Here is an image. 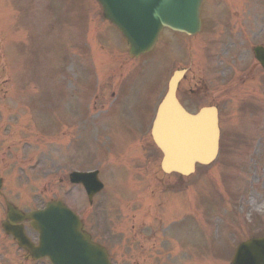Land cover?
<instances>
[{"label":"rangeland","instance_id":"374dc122","mask_svg":"<svg viewBox=\"0 0 264 264\" xmlns=\"http://www.w3.org/2000/svg\"><path fill=\"white\" fill-rule=\"evenodd\" d=\"M101 11L97 0H0V174L6 195L22 209L64 200L79 210L94 240L117 252V264H180L196 253L201 262H206L203 257L227 264L225 249L264 232V72L252 54L255 45L264 44V0H203L204 27L198 36L169 37L157 53L125 65L126 42L102 20ZM166 34L168 30L163 40ZM179 68L188 69L180 89L183 102L190 109L216 103L222 135L213 163L198 166L187 178L174 176L172 184L160 174L154 186L159 202L172 191L184 192L186 200L169 198L165 212H180L175 237L170 233L175 241L168 244L172 251L157 256L163 238L157 253V234L150 235L153 218L148 210L135 213L140 184L131 181L129 171L124 173L129 160L145 156L148 145L135 132L132 145L111 141L105 150L103 134L120 133L112 120L96 125L91 112L108 101L126 111V121L148 123L129 113L130 108L150 104V118L157 96ZM118 89L129 92L120 104L110 97ZM189 89L195 96L187 94ZM99 164L109 166L104 175L108 189L102 194L105 206L93 212L83 187L71 185L68 173ZM126 201L124 212L132 213L125 216L127 222L114 207ZM218 220L223 222L219 231L213 229ZM161 223L152 227L159 229ZM126 235L127 249H122L118 236ZM206 240L223 253L217 249L212 254L208 244L201 251ZM145 250L156 255L144 257ZM10 255L19 264L20 255Z\"/></svg>","mask_w":264,"mask_h":264},{"label":"water","instance_id":"95a60500","mask_svg":"<svg viewBox=\"0 0 264 264\" xmlns=\"http://www.w3.org/2000/svg\"><path fill=\"white\" fill-rule=\"evenodd\" d=\"M98 1L104 16L126 38L131 57L149 50L165 26L189 34L200 28L201 0ZM256 57L264 67V53H257ZM184 73L185 70H176L171 76L151 133L163 152L162 169L188 175L194 172L197 163L209 164L215 159L220 131L214 106L202 107L192 114L178 102L175 92ZM70 178L84 184L90 200L101 186L96 182L93 184L91 172H73ZM8 216L14 221L31 219V227L39 234L37 246L29 241L22 227L6 226L5 229L34 257L47 256L52 264H110L104 248L90 240L81 230V221L60 201H49L44 209L27 213L9 205ZM231 264H264V236L241 242Z\"/></svg>","mask_w":264,"mask_h":264},{"label":"flooded vegetation","instance_id":"af4514ba","mask_svg":"<svg viewBox=\"0 0 264 264\" xmlns=\"http://www.w3.org/2000/svg\"><path fill=\"white\" fill-rule=\"evenodd\" d=\"M181 85L179 86V92H178V98L180 100V102L186 107V104L183 102V98L180 96V89H181ZM187 94L189 96H195L193 93V89H189L187 91ZM147 100H145L146 102ZM149 106H151L150 104H138L135 105L133 107H131V111L135 113L137 116H135L136 118H140V119H145L148 121V123L146 121H135L136 119L130 117L128 115V118L130 121H135V122H128L125 120V115H126V111H120L119 110H115L120 108L119 106H106V105H102L101 106V111L98 113V117L97 120L95 121L98 125L103 124V123H108L110 122L109 120H112V123L114 125V127L118 130V132L120 133V135H117L116 132H105L103 134V140H104V144H111V141L114 142H126L124 143V145L127 144H131L132 140H133V134L136 132L138 133L143 139H144V143H146L148 145V149H146L142 154H144L145 156H141L139 157V155H136L134 159L129 160V167L131 168V170L136 171L139 167V164L141 162L144 163L145 165V171L147 172L148 170L151 172V174L153 173V181L155 184L150 185L148 181L141 179L139 181L140 187L143 191V197H142V191H136L139 194H136V203H137V215H141L143 212L147 211V215H149L150 217L153 218L154 221L151 222V228L154 229L155 232H150V235H154L155 233L157 234V229L153 228L152 225L154 223L158 221H164L167 220L170 216V214H167L165 212V209L167 207L168 204V200L165 199H161V203L159 202V196L158 193L156 192V190L154 189V186H158L159 185V168L156 164V160L158 158V154L159 151L158 149L154 146V143L152 141L151 138V134H150V123L151 120L149 121V116H148V112H149ZM142 108H146V109H142ZM188 109V108H187ZM190 109V108H189ZM198 107L194 108V111H197ZM119 113V114H117ZM111 134H116L114 136H111ZM98 135V134H97ZM110 135L111 137L109 138L110 140L106 139V136ZM116 145H120V143H117ZM132 145V144H131ZM110 150V148H109ZM128 150V149H127ZM129 150L134 151L135 148L132 150L131 147H129ZM141 160V162L138 161ZM150 158V159H149ZM154 165H156V168H154ZM152 182V181H150ZM147 185H150L147 189ZM138 187V186H136ZM0 264H15V259L14 257H11V253L12 252H16V248H15V242L13 237L9 234H7L3 227H2V222L3 220H6V202H5V196L3 194H0ZM127 202V201H126ZM125 202V203H126ZM142 202L144 204V208L142 209ZM124 203V204H125ZM124 204H118L117 203L114 204V207L117 208V211L119 212V215L122 217V207ZM99 205H103L105 206L103 200H102V196H98L95 198V200L91 203V210L93 212H96L98 207L100 208ZM98 212V211H97ZM160 215V216H159ZM122 220L124 221V219L122 218ZM150 222V221H149ZM23 224L26 227L27 231L32 232V234L35 235V233L29 229L28 227V222H23ZM126 230H127V225H126ZM92 235V234H91ZM159 237V238H158ZM35 238V237H33ZM126 236H118V247L120 248H125L127 247V242H126ZM159 239L160 236L157 234L155 240L158 242V244L156 245L157 247V253L160 251V243H159ZM163 241L168 242V239H163ZM8 245L11 247L10 251H9V247ZM164 251H168V249H164L161 248ZM219 252L223 253V250H220V248H218ZM22 255L20 256V260L19 263L24 262L23 260L29 258L28 253L22 249ZM115 253H117L115 250H112ZM224 251H226L225 253L228 254L230 251L229 249H225ZM161 252V251H160ZM159 252V253H160ZM143 253H145V256H155L156 254L154 252H152L151 250H145L143 251ZM159 255V254H158ZM218 256L221 258L220 254H218ZM224 262V261H223ZM221 262V263H223ZM227 263V262H226Z\"/></svg>","mask_w":264,"mask_h":264}]
</instances>
